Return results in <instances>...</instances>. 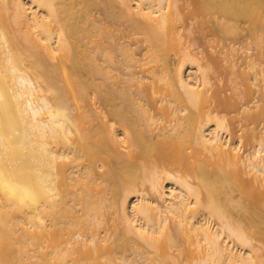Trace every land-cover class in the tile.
I'll return each mask as SVG.
<instances>
[{"label":"bare ground","instance_id":"bare-ground-1","mask_svg":"<svg viewBox=\"0 0 264 264\" xmlns=\"http://www.w3.org/2000/svg\"><path fill=\"white\" fill-rule=\"evenodd\" d=\"M0 264H264V0H0Z\"/></svg>","mask_w":264,"mask_h":264},{"label":"rangeland","instance_id":"rangeland-1","mask_svg":"<svg viewBox=\"0 0 264 264\" xmlns=\"http://www.w3.org/2000/svg\"><path fill=\"white\" fill-rule=\"evenodd\" d=\"M93 14V18H95L98 23H106L108 24L109 21L107 20V18L102 15L100 13L99 10H93L92 12ZM204 21V19H203ZM207 21V19H205V22ZM191 28H190V31H188L186 28L184 29V33L186 34L185 36V39L189 42V44L191 45V48L195 49V51L197 49H200L204 54L206 55H209V56H212L214 57L216 60H217V65H218V68L216 70H212V73L214 75V80L215 81V84L221 89L223 90L222 94L223 95H237L238 93L242 94L244 88H245V85L243 84V76L241 75V70H242V66H240V64H238L235 68V73H229V69L227 68V55H225L224 53V50L225 48L223 49V51L221 50L222 48V42L221 41H215L213 43V48H210V41L212 40V38H216L218 39L219 37L218 36H212V35H207L205 36L204 35V30L207 28L209 30V27L211 26V22H208V25L205 29H203V32H202V28L201 27H198L200 25L199 24V20L196 19V21H193L192 22L190 21L189 22ZM125 25H122L121 27H124ZM200 28V29H199ZM111 29H114V27H111ZM207 32V30H205V33ZM209 32V31H208ZM245 31H243L242 33H244ZM117 33V32H116ZM126 41H130V42H133V48L134 50H136V53L137 56H139V52H141V44H138L140 42H137L135 43V39L134 40H130L129 38H126V37H117L114 36L112 39H110L109 41H106L105 43H116V42H126ZM238 44V43H237ZM194 51V50H193ZM222 51V52H221ZM224 54L225 57V60H224V56L221 54ZM251 52H254V50H251ZM116 55V57L120 58L121 59V56L119 55V53H114ZM223 56V58H222ZM223 59V60H222ZM227 61V62H226ZM135 70H137V68H134ZM125 70V69H124ZM227 70V71H226ZM118 70L116 71H112L113 73L116 72L117 73ZM119 74L118 76L122 77L124 76V79L126 78L125 75H124V71L123 69H121V72L120 70L118 71ZM126 72V71H125ZM115 73V74H116ZM121 73L123 75H121ZM250 76V75H249ZM120 79V78H119ZM117 77H116V80H119ZM123 80V79H122ZM235 82H238L236 84H238V86L235 84ZM236 85V86H235ZM236 87V89H235ZM259 86L258 84L257 85H254L253 86V93L254 95L256 96H260V92L258 89ZM222 95V96H223ZM243 116L241 114H239L238 112H233V113H230L228 115V118H229V122H230V125H231V129L232 131H236L239 127L243 126L244 130H247V121L242 118ZM248 145V143L246 144ZM247 147V146H245ZM134 251H130V249L126 250V252H124V256H126V258H128L129 260L134 258L136 256V252Z\"/></svg>","mask_w":264,"mask_h":264}]
</instances>
